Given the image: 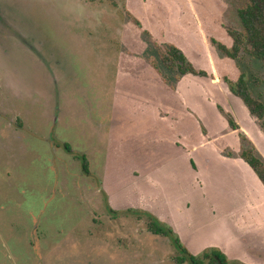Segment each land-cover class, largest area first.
Here are the masks:
<instances>
[{
  "label": "rangeland",
  "instance_id": "obj_1",
  "mask_svg": "<svg viewBox=\"0 0 264 264\" xmlns=\"http://www.w3.org/2000/svg\"><path fill=\"white\" fill-rule=\"evenodd\" d=\"M245 1L0 0V264H174L170 242L148 233L145 221L108 213L103 189L113 209H147L172 225L194 255L215 247L231 261L264 264V187L255 173L245 164L250 173L241 167L240 180L206 170L194 152L198 121L190 173L180 163L171 182L172 168L137 165V153L159 149L167 115L161 111L159 135L145 133L134 110L144 101L127 93V80L160 81L151 60L174 81L158 63L173 43L195 68L216 75L211 85L191 83L197 105L207 88L213 103L226 95L247 111L221 83L241 72L264 101V85L253 83L264 82V65L248 56L232 61L210 43L231 45L227 31L241 30ZM207 116L209 125L227 127L221 114ZM213 139L206 149L217 153ZM175 145L182 146L159 150L168 157Z\"/></svg>",
  "mask_w": 264,
  "mask_h": 264
},
{
  "label": "crops",
  "instance_id": "obj_2",
  "mask_svg": "<svg viewBox=\"0 0 264 264\" xmlns=\"http://www.w3.org/2000/svg\"><path fill=\"white\" fill-rule=\"evenodd\" d=\"M178 47L181 48L180 46ZM209 73L214 75L215 78L214 80L209 78L197 77L193 75H185L175 83L174 89H171L169 86H167L162 81L161 78L160 81L154 79L151 81L149 80L148 82H144V80L137 81L138 79L136 78V80L132 79V81L135 82L134 84L133 83L129 84V81L127 80L128 96H131L132 100L135 99L133 98V96H135L137 99H140L141 101L143 100L145 105L144 109L141 110V112H139L137 108H134L136 112L135 114L137 115V118L135 119H138L136 123L141 126L143 125L144 127L147 126L145 133L148 131L147 134L153 133L159 135L158 130L160 128V122L162 120L160 114L162 111L164 115H167V117H164L162 121L165 122L164 128L166 129H165V133L162 134V137L161 136L157 137L159 140L157 146L160 149L162 144L170 143L171 141L172 142L178 141L181 142L182 144V146L178 145V147L175 145V147L177 148L175 150H172V152L168 155V157H166V154L163 152V150H159L158 148L156 149V147L154 149H150V151L147 150L146 152H143L142 155L137 153L138 159H135L137 160L136 162L137 165L140 163H144V165L146 164L151 168L156 167L159 170L165 167L172 168L173 172L171 173H173L174 178L173 177L170 178L171 182H173L176 179V175H178L177 171L181 167V164H183L182 166L183 171L190 173L191 169L189 166V162L191 159H193V154L188 149V146L189 145L191 146L190 132H191V128L193 127L192 125L194 124V121L196 122L198 121L199 125L201 126H199V129H197L198 131L197 138L201 144L195 146V150H194L196 155L195 158H197L201 162L202 166L206 170L210 169L209 172L211 174L216 175V177L220 173H228V171H230V173L235 174L234 177L239 178L238 180L242 179L243 174H240L239 171L243 172L241 170V167H243L247 172H249L245 167V165L247 164L243 162L241 159L237 158L236 156L233 158L225 157L220 152L219 149L220 144L226 145L235 154H238L241 148V142L237 132L231 131L229 129L228 123L225 118L224 120L227 123V127L222 126L220 128H215L214 126L209 125L208 123L210 120L209 117L207 116L208 112L212 114V117L215 115V118L218 113L221 114L218 110V106L221 107L226 113L230 114L233 117L234 121L239 126L240 131L243 132L249 138L251 143L256 148L257 152L264 159V134L262 133L258 123L253 119V117H251L249 111L248 110L245 111L243 106L237 102V100L234 98L235 96L229 95L231 96L230 98L232 99L234 98L233 100H235V103H232L230 101L224 102L225 101L224 97H228L226 95L222 96L223 101L221 100L219 102L217 101L216 103H213L211 100H209L210 98L208 94V89L206 88L204 95H201V100L200 102H198V105L192 99V97L195 98V93H193L191 86L192 82H195V80L196 81L204 80L208 83L207 85H211L212 83L217 82L214 71ZM131 77L134 78V76ZM221 83L223 85H226L223 83V81H221ZM222 88L223 87L219 86L216 87L215 89H217L218 92L219 90H224ZM215 89L210 88L209 90L211 93L215 94L216 92ZM129 93H132V95H130ZM160 93H163L162 96L165 98V100L162 101L160 100L159 98ZM222 102L226 104L225 107L222 104ZM139 106L141 107L142 105L140 104ZM253 120L256 124L253 122ZM201 127L205 130V133L207 134L206 136H203L201 132ZM139 129L140 127H138V130ZM141 129H145V128H141ZM233 135H237L239 139V143L231 138ZM207 136L215 137V139L213 140L217 142L216 143L217 153H213V151L209 152V150L206 149ZM256 136H258L260 140L257 139ZM256 141H258L261 144V148L258 147ZM169 157L171 159H169ZM145 160H149V161H145ZM239 160L242 161L243 163H241ZM103 191L108 198V202L111 208L113 209L109 200L108 193L104 189ZM138 210L147 211L153 214L154 216H156L160 221H162L154 212L150 210L147 209H138ZM115 211H121V210H115ZM168 225L171 226L173 230L178 234V232L175 230V228L172 225L170 224ZM178 236L180 237L179 234ZM182 243L188 248L186 243H184L183 241ZM188 250L191 253H193L189 248Z\"/></svg>",
  "mask_w": 264,
  "mask_h": 264
},
{
  "label": "trees",
  "instance_id": "obj_3",
  "mask_svg": "<svg viewBox=\"0 0 264 264\" xmlns=\"http://www.w3.org/2000/svg\"><path fill=\"white\" fill-rule=\"evenodd\" d=\"M237 16L241 24V30L227 31L231 45L228 47L213 39H210V43L216 45L221 54L232 61L238 62L248 56L264 65V0H246L244 5L238 9ZM158 63L166 71L173 74L174 81H171L168 76H162V73L153 60L150 61L152 68L159 72L162 81L171 89H174L175 83L185 75L215 79L213 74L195 68L187 59L183 50L174 44L164 46L163 51L158 55ZM222 81L227 85L229 92L243 102L251 117L258 123L264 134V101L260 98L261 96L256 97L252 94L245 73L241 72L236 80L228 76H223ZM253 83L256 86L264 85V82L256 78L253 79ZM218 110L226 119L229 129L237 132L241 142V148L238 154H235L226 145L221 144L219 147L220 152L225 157L233 158L236 156L245 162L264 187V159L257 152L249 138L240 131L233 117L219 106ZM63 148L67 152L71 151L68 144H63ZM78 159L81 163L83 173L89 175L86 157L80 155ZM104 195L107 200V211L111 216L130 215L139 221H145L148 233L168 240L175 250V255L172 257L174 264H244L240 261L229 260L220 249L215 247L206 248L200 254L194 255L182 243L180 237L171 226L160 221L156 216L147 211L135 209L115 211L111 208L105 193Z\"/></svg>",
  "mask_w": 264,
  "mask_h": 264
}]
</instances>
